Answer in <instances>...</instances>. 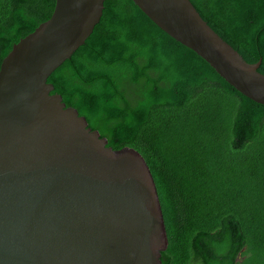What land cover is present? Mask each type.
Returning <instances> with one entry per match:
<instances>
[{"label":"trees","instance_id":"trees-1","mask_svg":"<svg viewBox=\"0 0 264 264\" xmlns=\"http://www.w3.org/2000/svg\"><path fill=\"white\" fill-rule=\"evenodd\" d=\"M56 0H0V66ZM245 62L261 60L264 0H190ZM108 147L139 152L168 246L162 264H264V106L155 25L105 0L93 33L48 78Z\"/></svg>","mask_w":264,"mask_h":264},{"label":"water","instance_id":"water-1","mask_svg":"<svg viewBox=\"0 0 264 264\" xmlns=\"http://www.w3.org/2000/svg\"><path fill=\"white\" fill-rule=\"evenodd\" d=\"M230 86L264 106L249 64L190 0H132ZM105 0H56L0 66V264H162L168 239L139 152L113 150L48 78L93 33Z\"/></svg>","mask_w":264,"mask_h":264}]
</instances>
